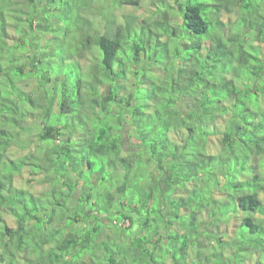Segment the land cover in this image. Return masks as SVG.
Instances as JSON below:
<instances>
[{"label": "trees", "instance_id": "trees-1", "mask_svg": "<svg viewBox=\"0 0 264 264\" xmlns=\"http://www.w3.org/2000/svg\"><path fill=\"white\" fill-rule=\"evenodd\" d=\"M171 263L264 264V0H0V264Z\"/></svg>", "mask_w": 264, "mask_h": 264}, {"label": "rangeland", "instance_id": "rangeland-1", "mask_svg": "<svg viewBox=\"0 0 264 264\" xmlns=\"http://www.w3.org/2000/svg\"><path fill=\"white\" fill-rule=\"evenodd\" d=\"M24 185H25L26 188H28V187L29 188H31V187L34 188L35 191L38 192L39 194L42 193V192H45L47 190L46 187L43 186L42 183H40V182H32V183L25 182ZM78 193H79V191L76 193V195L73 198V201H72V204H71L73 206L75 205L74 201L78 198V195H79ZM105 222L108 223L107 220H105ZM119 229H120V227L118 225H116V224L109 226V228L104 227V228H102V232L103 233L101 234L100 237H103L104 239L109 240V239H107V237H110V239H111L112 237L117 236L119 239H122V236H119L117 234Z\"/></svg>", "mask_w": 264, "mask_h": 264}]
</instances>
